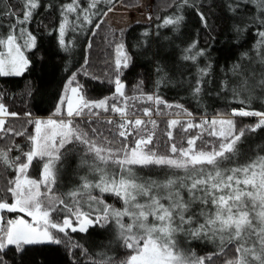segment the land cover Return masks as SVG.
Instances as JSON below:
<instances>
[{"label":"snow or ice","instance_id":"obj_1","mask_svg":"<svg viewBox=\"0 0 264 264\" xmlns=\"http://www.w3.org/2000/svg\"><path fill=\"white\" fill-rule=\"evenodd\" d=\"M100 2L101 0H89L88 6L82 7L80 0H71L70 3L59 6L62 20L58 25V44L65 51L68 50L65 34L72 25L69 15L75 14L76 21L82 17L91 24L92 16L100 15L99 12H92ZM174 2L176 12L165 18L162 26H179L184 19L183 10L187 7L196 11L205 28L209 27L208 17L199 11L196 0ZM23 7L22 16H18L10 5L0 7V17H12L15 21L7 26L9 31L6 35L0 34V45L6 49L0 51L2 76L22 75L30 63L24 56L22 47H37V36L22 26L31 21L39 7V0H23ZM225 7L237 19L243 21L247 18L257 25L259 40L254 45V62L264 68V0H227ZM249 7L253 9L250 15L245 11ZM101 23L102 21H98L95 27L99 28ZM234 31L241 34L244 28L234 26ZM20 37H26L23 45L18 43ZM88 47H91L90 43ZM115 51L116 78L112 97L97 101L85 99L80 95L81 86L77 84L76 87H70L76 80L74 74L68 84L71 93L79 96V102L74 106L73 100L65 95L59 101L61 105L66 104L65 119L30 121L34 124L35 135L29 137L32 141L30 150L21 153L24 161H21L20 156L10 157L11 148L0 149V162L6 169L12 168L16 172L13 179L0 186V212L26 213L33 221L30 223L23 216L6 219L0 215V264H9V259L16 261L18 256H25L31 247L61 244L78 249L81 255L89 257L90 264H205L206 261L212 264L215 253L196 257L194 254L182 252L174 238L177 233H183L195 240L216 241L221 253L227 244H233L236 255L226 260L225 264H264V156H257L239 166L222 167L226 163L234 162L245 130L237 131L233 119L220 116L210 120L203 118L199 124H193L189 120L183 125L185 132L199 128L209 136L216 137L218 142L210 151L196 149L195 143L201 138L200 135L187 139V148H177L175 143H171V155L158 154L153 148H149L153 144L156 121L150 119L146 122L139 117L127 118L128 101L137 98L125 96V85L120 80V75L123 74L122 69L129 67L131 58L122 40L116 44ZM184 53L183 60L195 63L199 57L204 56L205 51L197 49L196 42H193L184 49ZM240 60L252 62L253 58L248 53H242ZM210 69L211 64L198 67L194 81L185 82L193 97L200 96L205 85L211 83L210 79H206L210 77ZM157 71L162 69L157 68ZM229 73L237 78V82L230 84L227 79L221 80L220 90L229 92L240 104H250L256 98L254 94L257 89L264 91V71L257 74L251 72L247 64L242 66L237 62L229 68ZM117 98L121 99L123 106H117L116 103L109 106L108 100L115 101ZM143 98L156 105L163 104L168 109H179L181 113L191 117V113L181 104H168L159 96L149 95ZM94 109L119 114L121 122L115 124L118 129L115 135L124 141L120 147L114 148L112 141L103 136V132L99 135L107 146L98 145L95 139L88 137V133L73 126V120L77 117L86 118L89 123L99 119L100 112L93 111ZM5 112L4 105L0 103V113ZM143 112L145 117H151L153 110L145 108ZM56 113H61V107L56 108ZM231 115L259 117L255 125L248 127L249 132L264 128L262 111L241 107L233 109ZM103 122L114 124L111 118ZM180 124L179 119L169 121L167 137L170 141L173 137L172 129ZM4 125L5 121L0 119V132L24 135L14 129H5ZM91 131L94 135L97 134L96 128ZM133 133L136 138L134 145L130 147L127 139ZM74 142L83 145L85 151L93 155L95 163L88 167L97 175L94 180H89L87 176L80 177L81 183L61 198L53 192L56 184V164L61 160L60 150ZM16 147L19 148L18 145ZM37 158H47V162L43 164L41 180L31 179L27 175V170ZM109 164L115 165L118 171L110 169ZM133 166L181 169L184 175L178 176L173 172L171 175L166 174L163 179L141 177ZM42 188L44 191H41ZM97 190L99 195H94L93 192ZM104 193L121 199L123 209H116L105 203L102 198ZM9 197L13 202H8ZM53 213L63 218L57 222L53 220ZM125 217L129 218L128 223H124ZM149 217H152L151 223ZM73 221L76 222L75 226ZM110 221L114 223L123 247L131 250V254L124 260L116 261L107 252L96 253L100 259L92 260L91 254L83 245L68 237L69 230L87 233L89 227L105 228Z\"/></svg>","mask_w":264,"mask_h":264},{"label":"trees","instance_id":"obj_2","mask_svg":"<svg viewBox=\"0 0 264 264\" xmlns=\"http://www.w3.org/2000/svg\"><path fill=\"white\" fill-rule=\"evenodd\" d=\"M61 1H63L62 3L68 2L66 0H39L41 8L36 9L31 21L28 22L29 31L37 36V47L29 50L24 49V54L30 61L28 67L20 76L0 75V103L6 110V116L3 118L4 127L24 133L21 136L11 132H0V149L11 148L10 157L20 156L21 161H24L25 158L21 153L30 149L32 141L29 137L35 135L34 124L30 121L49 117L58 120L66 118L64 115L66 104L61 105L59 101L61 97H64L66 86L74 74L76 80L72 86H77V84L81 86L80 94L85 99L97 101L113 96L116 78L115 46L120 40L125 44L127 54L131 58L129 67L122 69L123 74L120 75V80L125 85V96L137 98L128 101L135 105L129 107L128 116H140L146 122L150 119L156 121L153 144L149 145V148H153L158 154L171 155L169 151L171 143H175L177 148H187L186 140L200 135L201 138L197 139L195 143L196 149L210 151L212 146L218 142L216 137L209 136L206 131L199 128H192L185 132L183 125L189 120L193 124H199L203 118L210 120L220 116L233 119L237 131L245 130V135L238 144L239 152L234 162L226 163L222 167H235L248 163L250 159H254L259 156L258 153L264 151V128L257 129L255 132L247 131L249 126L258 122L259 117L231 115L233 109L241 107H245L246 110L264 112V102H262L264 101V91L257 89L254 94L256 98L250 104L242 105L229 92L220 90L221 80L227 79L230 84L237 82V78L229 73V68L234 63L240 62L242 66L247 64L249 70L257 74L264 71V68L254 60L252 62L240 60L242 53H248L253 58L251 51H254V45L259 40L257 25L253 24L250 19L246 18L242 21L229 14L225 7L227 0H196L199 11L208 17V28L201 24L196 11L187 7L183 10L184 19L178 27L162 26L163 20L176 12L174 0H150L148 4L150 9L146 12L149 17L147 21L135 20L124 27H114L105 19L109 8L113 10L116 5L122 4L131 9L141 3L139 0H111V3L109 0H101L96 7V12H99L100 15H93L92 23L84 30L83 36L77 44L78 51H74V54L63 52L62 47L58 44V25L61 22L58 5ZM80 1L89 3V0ZM1 4L2 7L10 5L12 9L16 10L18 16H22L23 0H3ZM245 11L250 15L253 9L249 7ZM105 12L107 14L103 15ZM2 18L13 19L12 17ZM98 21H102V23L99 28H96L95 24ZM234 26L244 28L243 33L235 32ZM193 42H196L197 49L205 51L204 56L199 57L195 63L182 59L185 54L184 49ZM89 43L91 44L90 48L88 47ZM206 64H211L210 77L206 78L210 79L211 83L205 85L200 96L193 97L185 82L194 81L197 68L205 67ZM157 68L162 71H157ZM149 95L159 96L168 104L183 105L187 112L191 113V117L181 113L179 109H168L163 104L156 105L153 101H146L143 98ZM141 99L145 103H141L139 101ZM112 103L123 106L120 98L115 101L109 99V106ZM57 107H61L60 114L56 113ZM145 108L153 110L151 117H143ZM157 109H159V113H157ZM98 112H100V118L94 119L92 123H89L86 118L77 117L73 120V126L88 133V137L95 139L98 145L107 146L99 135L100 132H103V136L112 141L114 148L120 147L124 141L115 135L118 131L115 124L121 122L119 114L103 110H98ZM11 113L17 115L12 116ZM108 118L114 121L113 125L103 122ZM176 118L181 121V124L172 129L173 137L170 141L167 137L169 121ZM92 128L97 129L96 135L92 133ZM149 129H151L150 124ZM217 129L219 130V126ZM135 138V133L128 137L127 144L130 147L134 145ZM17 145L19 148L16 147ZM60 151L61 160L56 165L63 164L66 159L71 163L79 159L94 161L93 155L87 153L84 146L76 142L66 145L65 149ZM46 162L47 158L34 159L27 170L28 177L41 180L43 164ZM113 166L115 165L109 164L108 167ZM133 168L141 177L156 179H163L166 174L171 175V170H173L159 167L142 168L141 166H133ZM15 175L14 169H6L5 165L0 162V186L5 185L7 180L13 179ZM80 183L81 181L78 180L75 185L70 186L71 180L60 174L59 177L56 176L53 192L64 198L65 193ZM93 194L99 195L98 190ZM102 198L105 203L116 209L124 207L123 201L110 193H104ZM8 202H13L10 197ZM0 215L6 219H12L16 215L27 217L26 213L7 211L0 212ZM62 218V216L53 213V220L60 221ZM128 222L129 218L125 217L124 223ZM68 237L71 241L83 245L91 254L92 260L100 259L96 255L100 252H107L108 256L113 257L116 261L124 260L131 254V250L123 247L122 242L118 239L116 228L111 221L105 228L89 227L87 233L69 230ZM61 238H64L62 234ZM209 249L205 253H198V250L193 248L190 254L208 256L215 253L212 256V264H225L226 260L232 259L236 255L233 244H227L222 253L218 242L214 248L209 247ZM10 255L11 253H9ZM6 259L8 258L6 257ZM205 263L208 264L207 261ZM9 264H90V259L88 256L81 255L78 249L61 244L31 247L25 256H18L16 261L9 259Z\"/></svg>","mask_w":264,"mask_h":264},{"label":"rangeland","instance_id":"obj_3","mask_svg":"<svg viewBox=\"0 0 264 264\" xmlns=\"http://www.w3.org/2000/svg\"><path fill=\"white\" fill-rule=\"evenodd\" d=\"M66 1H68V2L62 3L63 1H61V3L58 6L71 2L69 0H66ZM139 1H140L141 5L134 6V8H131V9L129 7L123 6L122 4L116 5L115 9L108 12L105 19L108 20L110 22V24H112L114 27H124L127 24H129L135 20L147 21L149 19V17L147 16L146 12H148L150 9V7H148L150 0H139ZM80 4L82 7L88 6L87 3H82L81 1H80ZM0 7H2L1 3H0ZM40 8H41V5H39L38 9H40ZM96 10L97 9H93L92 12H96ZM58 11H59L60 16H61L60 7H58ZM93 18L94 17L92 16V19ZM61 20H62V16H61ZM69 20L72 21V25L65 34V41H66V45H67L68 50L65 51L62 48V51L67 52L68 54H70V53L74 54V51H78V45L77 44H78V42H80V39L83 36L84 30L88 28L89 23H87L85 20H83L82 17L79 21H76L75 20V14H70ZM14 22H15L14 19L7 20V19H3L2 17H0V34L6 35L9 31L7 26L11 23H14ZM22 27H26V29L29 31L28 23L26 25H23ZM175 27H178V26H175ZM25 38L26 37H20L18 39V43H21V45H23V41ZM58 40H59V35H58ZM25 50H29V49H25ZM0 51H6V49L4 48L3 45H0ZM22 51L24 54L23 47H22ZM263 52H264V50H262V53ZM251 54L253 55V60H254L255 59V50L254 51L252 50ZM24 56H25V54H24ZM71 87H76V86L71 85ZM66 89H69V90L67 91V93L66 92L64 93V96L67 95L68 98L72 99L73 104L75 106L79 102V96H74L71 93L69 84H67ZM139 101H141V103H145V101L143 99H141ZM146 101H148V100H146ZM128 104H129V107L135 106L133 102L128 103ZM98 110H100V109H94L93 111H98ZM4 116H6V113H0V119L5 118ZM136 117L141 118L140 116H136ZM143 117H145V116H143ZM49 118L39 119V120L46 121ZM127 118L132 119L134 117L128 116ZM173 118H175V117H173ZM52 119H56V118H52ZM56 120H58V119H56ZM31 147H32V145H31ZM258 155L264 156V151L258 153ZM84 161H86L87 163H83ZM63 162L64 163L61 165H56V176L59 177V175L62 174V176L64 178H69L71 180L70 186L75 185L78 182V180H80V177L87 176L89 180H94L96 175H97L96 173L91 172L90 168L88 167V165L95 163L93 160L79 159V160H75L74 162L71 163L68 161V159H66ZM69 167H72V168L70 169ZM109 168L115 169L116 171H118V168L115 166L109 167ZM173 172L178 176L184 175V171L181 169H173V170H171L170 174H172ZM65 175H67V176H65ZM138 175L140 176V174H138ZM143 177H146V176H143ZM153 179H156V178H153ZM41 191H44V189L42 188ZM185 198H186V194H185ZM85 210L87 211V208H85ZM21 216L22 215H16L12 219H18ZM24 219L28 220L30 223L33 222L32 218H30L28 216L24 217ZM56 221H58V220H56ZM151 222H152V217L150 218V223ZM201 222H203V220H201ZM75 223L76 222L73 221L74 226H75ZM174 238L178 244L179 249L188 255H191L190 253H192L191 250L193 248H195L196 251L198 250V253L199 252L205 253V252L210 250L209 247L214 248V246L217 243L216 241H210L208 239L195 240V239H192L190 237L185 236L183 233H177ZM194 253L196 254V252H194ZM196 257H200V256H196Z\"/></svg>","mask_w":264,"mask_h":264},{"label":"water","instance_id":"obj_4","mask_svg":"<svg viewBox=\"0 0 264 264\" xmlns=\"http://www.w3.org/2000/svg\"><path fill=\"white\" fill-rule=\"evenodd\" d=\"M231 113H232V111H231Z\"/></svg>","mask_w":264,"mask_h":264}]
</instances>
